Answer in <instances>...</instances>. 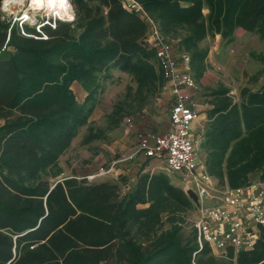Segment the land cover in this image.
<instances>
[{
    "label": "trees",
    "instance_id": "trees-1",
    "mask_svg": "<svg viewBox=\"0 0 264 264\" xmlns=\"http://www.w3.org/2000/svg\"><path fill=\"white\" fill-rule=\"evenodd\" d=\"M136 1L189 55L195 79L206 70L200 44L208 35L231 43L240 28L264 44V0ZM71 2L72 21L48 16L35 25L12 22L0 9V264H264V228L235 260L198 249L194 230L184 240L178 213L196 207L167 173L140 172L123 196L118 183L56 178L59 157L88 122L111 71L131 75L142 102L164 83L139 11L124 0ZM257 58L264 62V53ZM211 95L199 133L206 172L230 187L256 172L264 180V82L242 88L238 102L224 88ZM96 137L89 130L83 142ZM165 214L169 227L161 230Z\"/></svg>",
    "mask_w": 264,
    "mask_h": 264
},
{
    "label": "rangeland",
    "instance_id": "rangeland-1",
    "mask_svg": "<svg viewBox=\"0 0 264 264\" xmlns=\"http://www.w3.org/2000/svg\"><path fill=\"white\" fill-rule=\"evenodd\" d=\"M67 5V11L63 16H59L54 11L46 10L45 7L31 6V0H21L20 3H10L3 5L0 9L5 17L12 22L20 23V19L36 24L41 17H56L72 21L74 18V7L71 0H58ZM70 5H69V4ZM26 15V16H25ZM207 48L206 70L204 74L195 79L197 89L194 93V100L200 109V124L194 125L193 131L197 138V152L201 163L204 162L205 153L200 148L199 133L203 130L207 122V113L215 103L211 93L217 89H227L228 95L234 102L240 100V90L249 88L257 90L264 82V62L257 57L264 53V44L258 36L236 30L234 40L226 43L220 35H208L200 44ZM190 71V67H189ZM193 76L192 71H190ZM194 77V76H193ZM137 82L134 78L124 72L117 70L111 71V81L107 83L104 93L99 97V103L90 116L88 122L82 126L77 136L73 139L71 147L60 157L58 164L61 173L57 179L69 176L74 169H89L86 175L97 172L101 167H107L113 160L126 155L133 148L132 141L134 132L128 129L123 123L125 117H131L134 124L139 122L140 128H149L150 116H155L156 124L169 121V113L163 109L158 101V97L163 90V84L154 94L141 101L136 94ZM73 90L79 100L84 97L83 91L78 86H73ZM114 111H116L114 113ZM91 130L97 137L90 142L84 143L83 138ZM117 165L118 175H107L96 177L89 182L110 181L118 183L120 196L125 195L133 188L140 170L149 173L164 172L163 160L147 159L139 170H133L136 161L129 160L128 169L123 168L122 164ZM123 170V171H122ZM142 173V172H141ZM259 173L250 175V180L258 178ZM170 182L180 187L181 182L173 175H169ZM55 178H50L53 181ZM193 188V185L191 184ZM183 221L181 235L185 240L190 238L193 233V218L191 212L178 213ZM168 215H163L161 220V230L169 227ZM217 253V251H214Z\"/></svg>",
    "mask_w": 264,
    "mask_h": 264
},
{
    "label": "built area",
    "instance_id": "built-area-1",
    "mask_svg": "<svg viewBox=\"0 0 264 264\" xmlns=\"http://www.w3.org/2000/svg\"><path fill=\"white\" fill-rule=\"evenodd\" d=\"M124 3L139 11L148 23L145 43L155 54L164 80L163 89L171 94L170 127L157 136L135 131L136 142L130 152L107 167L78 178L91 181L101 176H117L116 165L137 155L163 160L166 173L178 177L185 193L192 190L197 197L196 203L192 201L196 207L192 225L198 249L208 246L213 253L217 251L216 256L235 260L240 251L254 246L264 228V180L257 178L243 186L230 187L219 184L206 172L198 158V141L193 131L200 120V109L193 97L197 83L189 71L190 57L185 52L175 56L173 45L139 2L124 0ZM123 123L134 129L131 117H125Z\"/></svg>",
    "mask_w": 264,
    "mask_h": 264
},
{
    "label": "crops",
    "instance_id": "crops-1",
    "mask_svg": "<svg viewBox=\"0 0 264 264\" xmlns=\"http://www.w3.org/2000/svg\"><path fill=\"white\" fill-rule=\"evenodd\" d=\"M236 30H242L240 28H237ZM235 30V31H236ZM234 31V32H235ZM243 32H246L244 30H242ZM174 48V54L176 57H179V55L182 53L180 52L176 47H173ZM76 86V85H74ZM194 97V95H193ZM158 101L160 103V105L162 106L163 109H166L169 113L170 111V107H171V94L169 93L168 90L166 89H163L162 92L160 93V96L158 97ZM200 118H201V113H200ZM133 120V119H132ZM154 120H156L155 116H150L149 118V121L151 122L148 126L149 128H140L141 127V124L139 122H137L136 124H134V121H133V127L134 129H130L132 132H134V135H133V143L132 145L134 146L135 145V131H140V132H144L146 134H149V135H154V136H157V135H161L163 133H165L166 131L169 130V121L168 122H164V123H161V124H156L155 122H153ZM198 124H200V120L197 122ZM71 147V146H70ZM63 155V154H62ZM61 155V156H62ZM60 156V157H61ZM59 157V159H60ZM149 158H145L143 155H137L135 158H134V161H136V165L135 167H133V170H139L141 168V165L142 163L147 160ZM133 160V159H132ZM150 160V159H149ZM59 161V160H58ZM200 161V160H199ZM124 163L120 164L122 165V169L123 168H127L128 167V163H129V160L127 161H123ZM121 163V162H120ZM201 163V162H200ZM203 165V163H201ZM119 165V164H117ZM116 165V167H117ZM128 169V168H127ZM123 171V170H122ZM87 172H89V169H74V171L71 172V174L69 176H66V177H71V176H75L76 178L78 177H83L85 174H87ZM140 172H145L143 171V168L140 170ZM177 178V177H176ZM178 179V178H177ZM180 181V179H179ZM181 187V185H180ZM182 188V187H181ZM185 192V191H184ZM187 195V193H186ZM188 196V195H187ZM189 198V197H188ZM190 199V198H189ZM191 200V199H190ZM192 201V200H191Z\"/></svg>",
    "mask_w": 264,
    "mask_h": 264
},
{
    "label": "bare ground",
    "instance_id": "bare-ground-1",
    "mask_svg": "<svg viewBox=\"0 0 264 264\" xmlns=\"http://www.w3.org/2000/svg\"><path fill=\"white\" fill-rule=\"evenodd\" d=\"M21 0H3V5H9L10 3H20ZM31 6L45 7L46 10L54 11L60 17L67 11V5L64 2L58 0H31ZM26 16V15H25Z\"/></svg>",
    "mask_w": 264,
    "mask_h": 264
},
{
    "label": "water",
    "instance_id": "water-1",
    "mask_svg": "<svg viewBox=\"0 0 264 264\" xmlns=\"http://www.w3.org/2000/svg\"><path fill=\"white\" fill-rule=\"evenodd\" d=\"M186 193H187L188 197H189L194 203L197 202V197H196L195 193H194L192 190H187Z\"/></svg>",
    "mask_w": 264,
    "mask_h": 264
}]
</instances>
